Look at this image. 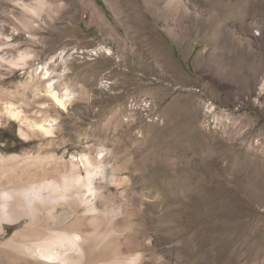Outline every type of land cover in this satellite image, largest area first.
Listing matches in <instances>:
<instances>
[{
	"label": "rangeland",
	"instance_id": "1",
	"mask_svg": "<svg viewBox=\"0 0 264 264\" xmlns=\"http://www.w3.org/2000/svg\"><path fill=\"white\" fill-rule=\"evenodd\" d=\"M15 1L36 3L0 0V50L35 58L3 63L0 90L30 118L58 123L52 136L32 132L2 114L1 97V188L60 179L74 155L101 161L107 176L95 214L58 205L52 214L77 210L61 225L38 203L36 223L4 222L0 264H264V0H47L34 29ZM46 64L76 94L67 109L44 98L41 70L31 76ZM163 121L175 122L178 152L158 150ZM66 226L83 236L73 259L33 254ZM233 239L247 257L225 250Z\"/></svg>",
	"mask_w": 264,
	"mask_h": 264
},
{
	"label": "bare ground",
	"instance_id": "2",
	"mask_svg": "<svg viewBox=\"0 0 264 264\" xmlns=\"http://www.w3.org/2000/svg\"><path fill=\"white\" fill-rule=\"evenodd\" d=\"M16 3H19L22 9H24V11H26L28 14L26 19L24 18L22 20V17L19 18V22L27 29H34L39 25L38 19H41L42 21L45 20L43 19V14L51 11V6L47 0H36V3L20 1H17ZM0 37L5 39L2 32H0ZM154 52L151 54H153L155 58L157 56L160 61H165V68H170V60L167 59L166 56L159 57L158 55L160 54ZM99 53L100 52H97V55ZM34 58V55L31 53H21L17 58L12 57L11 59H8V57L5 56V54H2L0 50V66H2L3 63L8 62L10 65H12V67L25 68L32 66L30 65V62ZM60 59L63 60L62 55H60L54 63H56V65L61 64V62H59ZM39 70H41L40 75H43L41 80L44 83L45 88L44 98L52 100L53 104L60 107L61 109H67L69 104L75 98L76 94L68 87L60 88L59 83L62 79L57 77L54 74L55 70L47 64L42 65L41 67L38 66L33 71L31 75L33 79L37 78V73H39ZM99 71L100 70H92L89 76H95L97 73H99ZM29 84H33V82L28 83V85ZM2 96L7 97L6 100L5 98L3 100L4 106L1 110L3 115L8 116L11 119L18 120L21 125L27 126L32 132H40L47 137L55 134L56 125L58 123L56 118H30L27 113H25V110L22 108V106L18 105L17 102L12 100L13 98H19L17 93H14L11 90H0V102H2ZM29 101L22 99L21 103L23 105L30 106L31 102ZM41 106L43 109L47 108L46 103L42 104ZM175 126V122L173 121H163V124L160 126V130L157 135L159 152L175 153L181 150L180 144L176 143L177 135L174 130ZM21 133L25 137L30 136V133L25 129H22V127ZM73 158L75 161L72 162V168L70 172L64 174L60 179L49 178L38 184L31 183L23 187H11L3 189L1 188L2 183L0 182V227L3 226L4 222H14L19 220L22 215L32 217V222L36 223V221H34V215L40 210L38 203L51 206L52 210L48 212L49 216L54 219V223L61 225L64 221H66L67 218L71 217L73 213L75 214L77 210H74L72 213H69V211L65 212V217L64 215L62 217L63 212L52 214L51 211H55V208L58 205L72 203L71 207L73 205L82 207L84 214H95L98 211V199L102 198L101 196L104 194L101 188L103 186L102 184H106V167L101 165V161L99 160L95 162L90 155H82L79 158L74 155ZM81 163L85 168L86 174H83L81 171ZM189 195H191V198L195 197L194 194L190 193ZM117 210L118 208L112 206L110 209H106L105 215L107 217H113ZM79 219L80 218L78 217L77 220ZM75 230L76 229L69 228L68 226L58 231H54L53 229L52 232L55 233H51L50 236L42 237L40 242L35 243V246L32 248L33 254L41 257L46 262L61 260L67 261L69 259H73L75 257V252L81 251L82 244L79 242V239H83V236L80 234L81 232ZM34 234L41 235V232L36 230ZM44 235L47 234L45 233ZM105 241L106 238L97 242L96 245H102ZM234 241L235 239L228 241L225 250H230V252H232V257L234 258L237 257L241 259L243 257H247V255L240 252L238 247H235L231 250V246L234 244ZM94 258L98 259L97 256ZM137 259L138 256L132 258V260ZM94 263L102 264L100 263V260H96Z\"/></svg>",
	"mask_w": 264,
	"mask_h": 264
}]
</instances>
